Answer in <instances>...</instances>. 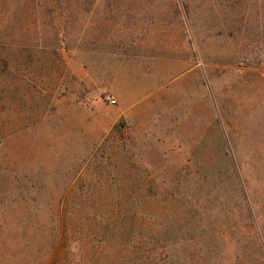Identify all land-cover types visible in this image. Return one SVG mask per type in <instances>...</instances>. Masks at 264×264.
Masks as SVG:
<instances>
[{"label": "rangeland", "instance_id": "374dc122", "mask_svg": "<svg viewBox=\"0 0 264 264\" xmlns=\"http://www.w3.org/2000/svg\"><path fill=\"white\" fill-rule=\"evenodd\" d=\"M0 264H264V0H0Z\"/></svg>", "mask_w": 264, "mask_h": 264}]
</instances>
